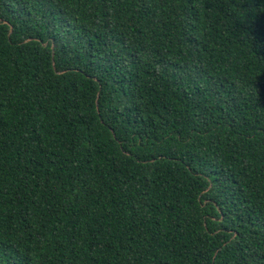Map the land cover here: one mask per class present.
<instances>
[{"label":"trees","instance_id":"16d2710c","mask_svg":"<svg viewBox=\"0 0 264 264\" xmlns=\"http://www.w3.org/2000/svg\"><path fill=\"white\" fill-rule=\"evenodd\" d=\"M0 264H264V0H0Z\"/></svg>","mask_w":264,"mask_h":264}]
</instances>
